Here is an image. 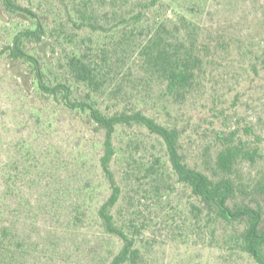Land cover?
I'll return each mask as SVG.
<instances>
[{
  "label": "rangeland",
  "instance_id": "rangeland-1",
  "mask_svg": "<svg viewBox=\"0 0 264 264\" xmlns=\"http://www.w3.org/2000/svg\"><path fill=\"white\" fill-rule=\"evenodd\" d=\"M19 1L33 7L49 25L43 57L54 61L64 56L70 44L54 30L62 19V31H72L60 10L62 0ZM198 11L187 15L196 23L190 35L201 40L216 22L231 24L234 37L240 39L233 48L234 59L215 56L213 74L205 85L193 89L179 103L159 98L161 87L157 83L146 88L137 84L134 92L145 112L182 128V151L191 166L206 170L213 164L218 149L214 128L224 133L236 131V137L250 146L258 144L259 155L254 161L242 160L236 174L254 189L264 184V0H206ZM166 17L171 22L161 36L171 41L186 39V30L178 32L173 27L177 16L171 7ZM8 18L0 15V45L8 32L22 23L18 17ZM136 45L127 47L116 76L127 90L136 84V80L132 82L135 76L142 74ZM24 69L23 65L12 68L8 58H0V206L5 212L0 214V224L9 220L10 209L21 206L14 219L18 236L29 243L26 251H14L13 261L4 264H105L121 242L102 232L95 213L110 192L98 166L103 131L86 116L38 92L31 79L25 82L16 72ZM99 102L110 111L126 106L122 96ZM248 126L263 142L247 134ZM114 141L133 155L135 163L148 165L159 155L164 169L155 182L138 172L135 163L128 165L118 159L112 164L122 189L113 213L118 223L137 237L143 264H255L248 256L232 252L235 250L226 243L240 230L238 223L217 222L212 235L202 216L197 222L192 205L198 204V199L177 181L156 135L139 125L119 126ZM51 147L55 156L46 154ZM50 158L64 165L56 172L54 185ZM9 174L14 194L6 192ZM59 187L65 192L54 200L52 190ZM254 192L264 199V192Z\"/></svg>",
  "mask_w": 264,
  "mask_h": 264
},
{
  "label": "trees",
  "instance_id": "trees-1",
  "mask_svg": "<svg viewBox=\"0 0 264 264\" xmlns=\"http://www.w3.org/2000/svg\"><path fill=\"white\" fill-rule=\"evenodd\" d=\"M205 4L206 0H62L60 10L64 12L65 24L73 32L62 31V19H58L59 27L54 30L68 41L70 49L64 56L47 61L43 55L50 29L42 15L19 0H0V15H8V20L12 17L22 20L20 27L9 31L7 39L1 43L0 58H8L12 68L25 66L24 71H16L25 82L31 79L38 92L62 107L86 116L103 131L98 166L110 192L99 202L95 213L102 232L121 242L105 264H143V251L137 237L118 223L113 213L122 189L112 164L118 159L128 165L135 163L130 152L126 153L116 145L114 135L119 126L132 125L144 127L161 140L177 181L186 185L198 199V204L192 205L197 222L202 216L204 223L211 226L212 235L217 222L238 223L241 228L230 236L227 245L235 250L232 252L248 256L255 264H264V199L254 192H264V184L259 183L252 189L253 186L249 188L236 177L238 164L242 160L254 161L259 155V145L250 146L246 140L236 137V131L224 133L214 128L218 149L213 164L206 170L191 166L182 151V128L145 112L139 105L141 99L134 92L137 84L146 88L157 83L161 87L159 98L179 103L193 89L205 85L213 74L211 62L215 56L223 54L234 59L233 48L240 39L234 37L231 24L216 22L201 40L197 35H190L196 23L187 15L199 13L198 9L204 8ZM168 7L177 16L174 29L178 32L186 30L189 34L186 39L178 37L171 41L161 36L160 32L167 31L171 22L166 17ZM134 44H137L142 74L135 76L132 82L136 80V84L127 90L124 81L116 76L123 67L127 47ZM252 68L257 72L255 66ZM119 96L124 98L125 107L110 111L99 104L101 99L107 101ZM245 130L253 140L263 142L251 126ZM55 153L52 147L46 150L48 155L55 156ZM134 165L138 172L147 174L155 182L164 173L159 155H154L148 165ZM61 167L64 165L50 158L53 185ZM11 178L9 174L6 192L14 194ZM52 191L56 200L65 189L59 187ZM19 208L21 206L10 209L9 220L0 224V264L12 262L14 251L29 248L28 241L18 236L14 216ZM34 209L38 212L39 207ZM2 210L4 207L0 206V214L5 213ZM34 245L36 248V243Z\"/></svg>",
  "mask_w": 264,
  "mask_h": 264
}]
</instances>
